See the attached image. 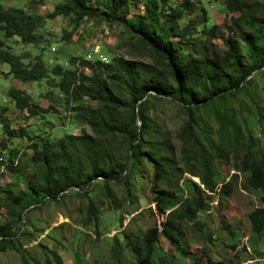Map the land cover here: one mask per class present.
<instances>
[{"label": "trees", "instance_id": "obj_1", "mask_svg": "<svg viewBox=\"0 0 264 264\" xmlns=\"http://www.w3.org/2000/svg\"><path fill=\"white\" fill-rule=\"evenodd\" d=\"M151 2L152 13H139L136 18L141 17V24L136 18L130 23L150 62L120 55L108 62L71 56L66 65L53 63L48 69L39 53L24 62L26 55L12 53L5 43L15 36L23 44H38L43 16L0 4V62L20 83L49 78L64 97L66 110L93 132L46 137L38 143L23 129L14 134L0 117V151L7 147L8 138H26L34 171L17 193L3 188L0 207L13 218L0 221V252L15 247L17 231L12 223L21 220L23 210L56 201L69 189L85 194L90 185L101 189L116 209L121 201L110 183L120 182L125 198L132 202L134 185L144 180L154 212L163 220L161 228L154 224L138 238L124 234L133 264H152L160 238L176 254L199 264L187 243L185 223H195L199 230L197 215L208 209L213 195H229L237 172L246 175L249 190L264 197V148L256 150L258 139L253 134L255 129L264 137V108L255 99V91H264V67L259 69L264 65V0H227L235 14L228 18L224 33L210 22L202 6L186 18L184 13L195 9L193 4L181 5L188 0ZM129 6L130 0H63L45 17L69 16L78 24L85 16H103L114 22L127 17ZM7 96L31 117L53 109L38 107L27 94L13 89L7 90ZM84 97L94 101V107H66L70 100ZM167 97L177 102L184 115L175 143L147 113L149 99ZM15 152L8 150L10 156ZM7 160L12 163L10 157ZM213 162L232 164L234 171L227 181L218 184ZM87 210L97 227V209L89 202ZM90 215L81 222L83 226ZM248 216L261 221L264 234V205L253 207ZM157 258L169 263L165 255Z\"/></svg>", "mask_w": 264, "mask_h": 264}, {"label": "rangeland", "instance_id": "obj_2", "mask_svg": "<svg viewBox=\"0 0 264 264\" xmlns=\"http://www.w3.org/2000/svg\"><path fill=\"white\" fill-rule=\"evenodd\" d=\"M62 1L0 0L3 7H18L43 16L37 29L41 35L40 42L36 45L23 44L13 36L5 40L9 50L14 54L26 55V59L22 60L24 62L39 53L46 69L53 63L66 65L71 56L77 59L95 57L108 62L111 56L120 55L127 59L151 61L130 30V23L139 13H152L151 0H130L127 17L122 16L121 20L114 22L107 21L103 16H85L78 24H74L69 16L46 18L45 13ZM176 1L180 3L181 0ZM190 4L195 9L193 13L185 12L186 18H192L199 6H202L210 22L215 23L222 33L227 30L228 18L235 14L227 0H188L187 4L181 2L186 8ZM136 19L141 24V17ZM150 20L155 24L154 19ZM67 33H70L69 36L63 39ZM40 45H43L42 49H39ZM48 60L52 62L49 63ZM8 69L6 63L0 62V117L6 119L14 134L23 129L38 143L46 137H60L66 133L93 135L88 125L76 121L73 113L66 110L64 97L51 85L49 78L20 83ZM259 82L260 79H257L256 83ZM251 86L255 88L254 83ZM9 89L27 94L29 101L38 107L51 106L53 109L43 116L31 117L24 110L18 109L7 96ZM255 96L256 101L264 108V91H255ZM76 104L86 107L95 105L94 101L84 97L78 101L70 100L66 107ZM147 113L159 131L175 143V131L184 118L177 102L168 97L151 98ZM2 134L0 130V140L3 139ZM253 134L258 139L256 150L264 148V137L257 135L255 129ZM8 139L5 141L7 147L0 151L3 159L0 162V199H3V188L14 193L24 189L34 172L28 161L30 150L27 139L22 136ZM11 148L16 152L10 156L8 150ZM7 157L12 159V163ZM213 164L218 184L227 181L234 171L231 163L223 166H219L217 162ZM245 177L244 173L237 172L227 197L213 195L208 209L197 215L201 223L199 230L195 223H185L187 243L199 264L216 261L225 264H264L263 227L259 219L248 216L253 207L264 205V197L259 191L247 188ZM110 187L121 201L119 208L110 207V202L101 189L90 185L85 189V194L69 189L56 201H47L33 210H23L21 220L12 223L14 231H17L13 243L15 247L0 252V264H133L134 256L130 248L125 246L124 234L135 239L154 224L161 228L160 221L163 217L154 212L149 201L148 183L144 180H138L134 185L132 202L125 198L120 182L110 183ZM89 202L97 209V227H94V219L87 210ZM87 215L91 218L83 226L81 222ZM12 218L11 213L0 207V221ZM159 255H165L169 263L160 262L157 258ZM152 264L193 262L189 257L176 254L160 238L154 249Z\"/></svg>", "mask_w": 264, "mask_h": 264}, {"label": "water", "instance_id": "obj_3", "mask_svg": "<svg viewBox=\"0 0 264 264\" xmlns=\"http://www.w3.org/2000/svg\"><path fill=\"white\" fill-rule=\"evenodd\" d=\"M264 67V65H262L261 67H259V69H261V68H263ZM143 99V98H142Z\"/></svg>", "mask_w": 264, "mask_h": 264}, {"label": "built area", "instance_id": "obj_4", "mask_svg": "<svg viewBox=\"0 0 264 264\" xmlns=\"http://www.w3.org/2000/svg\"><path fill=\"white\" fill-rule=\"evenodd\" d=\"M51 49H52V48H51ZM48 62H49V63H51V62H52V60H48Z\"/></svg>", "mask_w": 264, "mask_h": 264}]
</instances>
